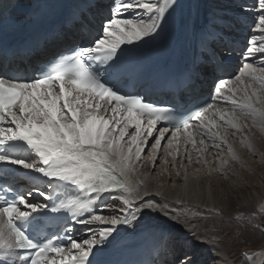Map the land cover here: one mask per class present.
Segmentation results:
<instances>
[{"label":"snow or ice","instance_id":"obj_1","mask_svg":"<svg viewBox=\"0 0 264 264\" xmlns=\"http://www.w3.org/2000/svg\"><path fill=\"white\" fill-rule=\"evenodd\" d=\"M59 2L32 0L18 12L14 0H0V264H113L107 257L122 233L151 239L144 264H169L184 233L219 255L199 218L244 229L254 216L226 217L222 207L182 215L131 177L145 158L155 169L168 133L173 168L181 141L189 163L195 155L207 167L204 154L216 150L209 174L240 162L229 137L255 155L254 134L264 133V0L238 4L235 15L205 9L202 20L199 7L185 19L182 0H72L56 22ZM245 13H258L247 37ZM174 35L196 54L161 79L141 54ZM237 54L242 68L226 75ZM157 89L167 97L155 98ZM171 264L200 262L184 253Z\"/></svg>","mask_w":264,"mask_h":264},{"label":"bare ground","instance_id":"obj_2","mask_svg":"<svg viewBox=\"0 0 264 264\" xmlns=\"http://www.w3.org/2000/svg\"><path fill=\"white\" fill-rule=\"evenodd\" d=\"M214 1L216 0H191L189 4H184L182 12L185 19L190 16L195 19L197 7L201 10L202 20L205 9L215 7L220 8L225 5L227 7L228 14L235 15L238 12V4H246L249 7H252L257 2V0H218L220 3H215ZM104 2L110 3V0H104ZM31 3L32 0H16L14 7H17L18 12H22L28 8ZM71 3L72 0H60L59 2L62 8L70 7ZM104 11L105 15H107V9ZM255 15H258V13L244 14L246 17L243 32L244 37H247L250 34L247 26L251 24ZM245 42L246 40L242 41V43ZM192 48L193 46L189 44L188 53L182 62V67L185 62L196 54L193 53ZM233 61L235 64H233V68L229 71V76L237 74L240 68H242L241 57L239 54L235 56ZM36 63V61L29 62V64L33 66ZM21 67L23 68L25 65L22 64ZM29 69L27 73L29 72ZM206 93H208L207 85H204L202 94H200L199 98L205 96ZM129 131L131 132L133 130L129 129ZM157 135L158 133L154 132L153 137L149 138V140H154ZM170 135L171 133L166 134L165 140L161 142V149L157 153L156 160V163L159 165H156L155 169H153L151 159L147 162V158H145L144 164L138 165L136 172L131 177L133 183L136 181H143L142 191L146 189L150 193L147 198L163 200L176 204L181 214H187L189 217H191L192 213L195 211L206 212L207 209L213 207H222L225 209V213H228L231 209L230 206H232V203L237 204V207L235 208L237 212H243L249 205L256 206L260 202L264 201V182L262 181L264 179V133L257 132L254 134L253 147L255 155L249 153L247 149L240 146L239 137L235 139L229 137L230 142L233 143V147L239 156L240 162L236 163L230 161V166L225 170L224 175L217 172H212L211 174L208 173V169L214 168L217 165L216 150L209 149V152L204 154V159L207 160V167L194 163L195 155H193V163H189L188 160L184 158L185 152L182 141L179 145V155L177 156L176 167L173 168L172 157L166 154L163 147ZM188 147L190 148L191 146L189 145ZM171 151L175 152L176 149L173 148ZM164 159L168 160L167 164L163 163ZM236 170H239L240 173L237 174ZM153 171H156V173H153ZM177 171L180 173L179 176L175 175ZM185 174H187L188 177L187 181L184 179ZM204 178L206 179L205 181ZM259 180H261L262 183H259ZM208 181H210V189L207 188ZM244 182L251 184L253 190L256 192L252 193V191H248V188L245 187L242 191H238V189L234 187V184H244ZM234 191L240 193V195L234 199L235 201L229 197L230 193H233ZM192 218L197 219L196 217ZM199 219L200 224H198L197 227L199 228L200 233L217 237L214 232L206 231V229L213 228L211 220L213 221L216 218ZM122 236L125 238L127 236L134 237L136 235L133 236L122 233ZM257 245L264 250V237ZM216 246L219 255H214L209 250V244L200 243L193 236L184 233L180 237L179 242L174 245V253L166 257V260L169 264H171V262L175 261L177 257H181L184 253H189L193 255L200 262V264H205V262L206 264H212L213 260H221L222 264H240V258H243L241 256L242 252H247L251 249L250 247H252L246 244L241 245L240 247L242 248L238 255L236 247H233L227 239L218 238L216 240Z\"/></svg>","mask_w":264,"mask_h":264},{"label":"rangeland","instance_id":"obj_3","mask_svg":"<svg viewBox=\"0 0 264 264\" xmlns=\"http://www.w3.org/2000/svg\"><path fill=\"white\" fill-rule=\"evenodd\" d=\"M214 2L218 3L219 1L216 0ZM220 8L227 10V7L225 5H223V7H220ZM149 141H148L149 145L154 142L153 139H150ZM145 151L148 152L149 149L146 148ZM146 161L149 162L150 158H147ZM156 165H159V164L156 163ZM153 173H156V171H153ZM236 173L238 174L240 173V171L236 170ZM205 180L206 179L204 178V181ZM262 181L264 182V179ZM259 183H262L261 180H259ZM234 187L238 189V191H242L243 188L245 187V188H248V191L249 190L252 191V193L256 192L255 190H253L251 184H247L245 182L244 184H238V183L234 184ZM207 188L208 189L211 188L210 181H208L207 183ZM238 195H240V193L239 192L237 193L236 191H234L233 193H230L229 197L232 198L233 201H235L234 199H236ZM231 205H232L230 206L231 209L230 211L228 210L229 211L228 213H226V217L229 215L235 216L237 213L240 212V211L237 212L235 210V208L237 207L236 203H232ZM262 205H264V201L260 202L256 206L249 205L246 208V210L243 211L244 215L247 217L254 216L252 224H249L247 220L244 221V224H245L244 229H241L240 227H238L235 222L233 223L226 222V223L220 224V223L215 222L216 219L213 221L211 220L213 228L216 229L214 233L217 235V237L220 239H227L233 245V247H236L238 255L242 248L240 247L241 245L246 244L248 246H252L250 247L251 249L247 251L248 254L252 256V260H246L244 256L241 254L243 258H240L241 259L240 264H264V250L261 249L259 245H257L260 241H262L264 237V213H260V209ZM195 212H199V211H195ZM200 212H205V211H200ZM200 218H203V217H200ZM253 224L259 225V227H253L252 226ZM242 253H245V251H243Z\"/></svg>","mask_w":264,"mask_h":264}]
</instances>
